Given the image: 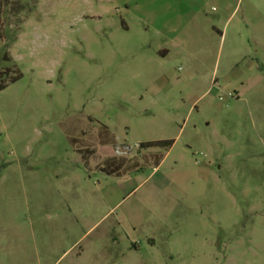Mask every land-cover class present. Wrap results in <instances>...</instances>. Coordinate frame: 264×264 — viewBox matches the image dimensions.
I'll return each mask as SVG.
<instances>
[{"label":"rangeland","instance_id":"rangeland-1","mask_svg":"<svg viewBox=\"0 0 264 264\" xmlns=\"http://www.w3.org/2000/svg\"><path fill=\"white\" fill-rule=\"evenodd\" d=\"M0 82V264H264V0H0Z\"/></svg>","mask_w":264,"mask_h":264},{"label":"trees","instance_id":"trees-1","mask_svg":"<svg viewBox=\"0 0 264 264\" xmlns=\"http://www.w3.org/2000/svg\"><path fill=\"white\" fill-rule=\"evenodd\" d=\"M6 55H7V53L5 54L4 60L9 61L10 59L7 58ZM19 78H20V74L15 75L14 77L11 78V80L9 82H15ZM7 84L0 82V90H3L7 86ZM173 144H174V140H159V141H151V142H147V143H142L140 145V147L165 146V147H168V149H170Z\"/></svg>","mask_w":264,"mask_h":264},{"label":"crops","instance_id":"crops-1","mask_svg":"<svg viewBox=\"0 0 264 264\" xmlns=\"http://www.w3.org/2000/svg\"><path fill=\"white\" fill-rule=\"evenodd\" d=\"M172 146H173V145H172ZM171 148H172V147H171ZM171 148H170V149H171ZM170 149H168V151H169Z\"/></svg>","mask_w":264,"mask_h":264}]
</instances>
